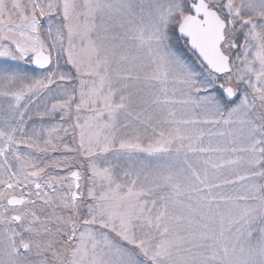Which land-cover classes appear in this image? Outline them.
I'll return each mask as SVG.
<instances>
[{
    "label": "snow or ice",
    "instance_id": "snow-or-ice-1",
    "mask_svg": "<svg viewBox=\"0 0 264 264\" xmlns=\"http://www.w3.org/2000/svg\"><path fill=\"white\" fill-rule=\"evenodd\" d=\"M0 264H264V0H0Z\"/></svg>",
    "mask_w": 264,
    "mask_h": 264
}]
</instances>
